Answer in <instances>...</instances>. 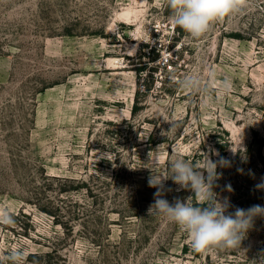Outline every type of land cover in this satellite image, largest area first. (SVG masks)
Segmentation results:
<instances>
[{
    "label": "rangeland",
    "instance_id": "obj_1",
    "mask_svg": "<svg viewBox=\"0 0 264 264\" xmlns=\"http://www.w3.org/2000/svg\"><path fill=\"white\" fill-rule=\"evenodd\" d=\"M170 16L167 0H0V206L14 218L0 264L13 249L22 264H259L264 217L240 249L197 253L148 215V178L177 156L224 157L217 199L264 206V0L199 39ZM187 75L208 91L185 90ZM164 185L170 203H198Z\"/></svg>",
    "mask_w": 264,
    "mask_h": 264
},
{
    "label": "clouds",
    "instance_id": "obj_2",
    "mask_svg": "<svg viewBox=\"0 0 264 264\" xmlns=\"http://www.w3.org/2000/svg\"><path fill=\"white\" fill-rule=\"evenodd\" d=\"M249 0H167L171 9L170 20L192 38L199 39L206 34L213 23L222 21L232 14L243 11ZM187 91H208L197 75H187L180 81ZM220 88L224 92L231 89V82L225 79ZM219 155V153H216ZM207 156V155H206ZM230 161L224 157L213 161L207 156L203 166L189 162L186 158L177 156L169 163L170 176L161 175L150 168L149 187L155 188L154 202L148 208V215L162 216L184 230L189 238L192 249L197 253L210 252L215 249H240L242 241L247 238L253 228L255 218L264 217V206L256 204L247 209L232 207L228 198L217 199L213 191L215 182L220 178L217 167H225ZM206 173V174H205ZM171 178L181 188L190 189L197 204L175 198L169 202L164 198L166 191L164 181ZM264 189V178L255 185ZM229 192L231 186L227 187ZM14 218L9 210L0 206V224H12ZM25 254L22 249L10 250L7 260L10 264H22ZM259 264H264V256Z\"/></svg>",
    "mask_w": 264,
    "mask_h": 264
},
{
    "label": "trees",
    "instance_id": "obj_3",
    "mask_svg": "<svg viewBox=\"0 0 264 264\" xmlns=\"http://www.w3.org/2000/svg\"><path fill=\"white\" fill-rule=\"evenodd\" d=\"M140 71L142 70V68L141 69H139ZM139 86V85H138ZM147 91V88H145V89H140L139 87H138V89H136V91H135V101H136V99H137V97L140 95V94H143L144 92H146ZM137 109V101L136 102H134V104H133V108H132V113H134V111Z\"/></svg>",
    "mask_w": 264,
    "mask_h": 264
}]
</instances>
